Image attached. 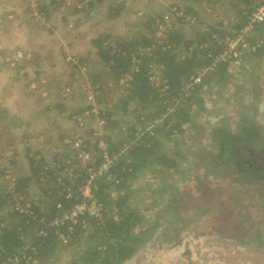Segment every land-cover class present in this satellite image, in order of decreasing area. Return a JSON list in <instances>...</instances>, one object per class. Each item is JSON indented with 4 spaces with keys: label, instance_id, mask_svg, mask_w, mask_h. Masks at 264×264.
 <instances>
[{
    "label": "rangeland",
    "instance_id": "374dc122",
    "mask_svg": "<svg viewBox=\"0 0 264 264\" xmlns=\"http://www.w3.org/2000/svg\"><path fill=\"white\" fill-rule=\"evenodd\" d=\"M215 1L57 0L51 4V0H0V168H6L0 174V198L7 196L16 177L31 173L29 149L39 151L52 166L63 161L69 166L68 173L71 171L64 176L73 177L74 181L82 174L80 166L84 165L76 156L78 148L74 141L88 146L92 153L90 162L99 166L105 159L101 160L104 153L97 145L98 137H127L122 124L136 120L139 111L114 115L121 121L117 124L99 115L101 110L107 116L115 109L130 78L126 75L118 79L113 75L97 45L103 37L106 48L112 47L111 53L123 47L120 43L137 41L133 54L152 56L154 47L162 42L160 38L169 35L174 22L178 21L177 25L188 36L195 35V28L207 30L205 24L230 30L246 1ZM45 3L51 4L49 14L43 10ZM178 6L195 8L203 26L179 22L174 11ZM149 22H153L152 27ZM261 24L259 30L248 29L245 37L264 33V22ZM145 36L152 37L151 43L143 40ZM235 45V41H230V48ZM237 47L245 62L231 64L232 77L226 84L214 80L199 84L201 88L195 90V81L189 80L182 94L170 101H186V97L193 95L189 112L195 126L189 128L185 124L186 131L177 134V139L184 141L179 169L149 168L132 181V202L143 215L142 225L136 231L144 229L147 239L124 264H264V186L237 181L226 170L216 176L193 156L194 151L215 145L211 131L222 119L236 130L246 114L261 126L264 135V49L254 57L251 47ZM38 63H44V74L35 76ZM150 64L152 81L165 95L167 79L162 67L154 56ZM38 78H49L53 89L46 93L49 83L30 91L33 83L36 88ZM136 103V99L131 101V109L140 105ZM47 104L52 107L45 109ZM92 106L98 111L87 117L79 114L82 108ZM172 107L152 123L173 113ZM152 110L147 107L143 112ZM76 114L83 117L81 122L73 118ZM201 126L204 128L199 130ZM165 142L169 150L175 143L170 139ZM46 184L41 186L32 180L28 187L29 197L37 202L43 200L44 206L49 202ZM15 199L16 196L9 198V204ZM165 209L176 214L166 216ZM90 210L96 209L90 206ZM167 226L177 230L181 226L178 235L167 230ZM60 237L63 244L70 242L68 235ZM82 253L80 246H65L46 261L35 259L27 264H70Z\"/></svg>",
    "mask_w": 264,
    "mask_h": 264
},
{
    "label": "trees",
    "instance_id": "16d2710c",
    "mask_svg": "<svg viewBox=\"0 0 264 264\" xmlns=\"http://www.w3.org/2000/svg\"><path fill=\"white\" fill-rule=\"evenodd\" d=\"M55 1L57 0H51L50 3ZM243 1H246V6L239 10V17L230 30L226 26L219 29L215 25L205 24L207 30L195 28V35L188 36L177 25V21L173 23L169 35L160 38L162 42L154 47L152 56L134 55L133 48L137 41L119 42L123 47L114 53H111L112 47L106 48L103 44L104 37L97 43L100 54L113 75L118 79L126 75L130 77L127 80L128 86H124V96L118 99L115 109L109 111L107 116L101 110L99 115L111 124H117L121 121L114 118V115L140 112L135 115L136 120L122 124V132H128L125 139L115 140L108 134L104 136L108 142L109 155H115V158L108 170L95 180L93 186L95 203L100 207L94 212L81 213L76 221L61 218L76 202L82 201L80 186L85 184L87 172L81 169L82 174L73 181V177L64 176L71 171L68 173L69 166L63 161L59 164L55 162L59 165L57 168L56 165H50L39 151L33 152L29 149L31 173L16 177L12 188L6 193L7 196L0 198V263L13 264L9 257L16 254L21 258L17 264L31 263L35 259L46 261L63 247L75 245L80 246L84 253L70 264H78L80 261L82 264H124L136 254L147 236L144 229L136 231L138 225H142L140 223L143 215L132 202L135 192L132 181L149 168L161 166L162 169H179L181 166L179 156L184 141L178 140L177 134L186 131L185 124L189 128L195 126V120L189 112L194 103L190 101L194 96L186 97V101H170L182 94L185 84L192 77H202L201 82H195V90H199L204 82L210 83L214 80L216 83L226 84L232 77V60L221 57L228 46L225 37L229 35L233 39L243 33L246 35L249 24L257 30L263 25L261 21H251V14L264 4V0ZM51 4L43 5V10L48 14ZM178 10L183 14H178L179 22L203 26L204 21L200 19L195 8L178 6ZM188 15L195 16L196 21L188 19ZM221 23L224 24L222 21ZM152 24L153 22L148 23L151 27ZM263 36L264 33L260 32L254 37ZM143 40L150 42L152 37L145 36ZM263 49L264 46L252 51L253 56L262 54ZM153 56L167 79L165 95H161L159 86L151 78L150 63ZM135 99L136 104L140 105L131 109V101ZM162 99H168L169 102H161ZM170 106H173V113L157 123H152L153 119L167 113ZM118 107L120 110H116ZM147 107L154 110L143 112ZM245 115L236 130L231 129L223 119L219 120L211 131L215 145L212 148H200L193 152V156L199 164L212 169L216 176L222 175L219 172L226 170L232 172L229 175L237 181L256 182L264 186V135L261 126ZM203 128L201 126L199 130ZM132 138V142H129ZM168 139L175 141L170 150L166 148L165 141ZM103 159L104 157L101 160ZM12 162L15 161L11 160ZM5 171L6 168L1 166L0 174ZM32 180L41 186L47 182L44 186L49 199L47 206L43 205V200L37 202L29 197L28 187ZM68 189L73 191L71 196H67ZM14 196L16 199L9 204V198ZM7 203L11 206L8 207ZM59 203L62 204L61 207L58 206ZM165 210L166 216L173 213V210ZM91 227L93 230L90 232ZM166 228L171 229V233L177 236L181 226H178V230L169 226ZM60 234L68 235L70 242L63 244Z\"/></svg>",
    "mask_w": 264,
    "mask_h": 264
},
{
    "label": "built area",
    "instance_id": "2783aa9c",
    "mask_svg": "<svg viewBox=\"0 0 264 264\" xmlns=\"http://www.w3.org/2000/svg\"><path fill=\"white\" fill-rule=\"evenodd\" d=\"M176 13L179 15H183L182 12H179L178 10H176ZM191 18V21L195 22L196 21V17H191L190 15H188V19ZM251 21H261L264 22V4L259 6L257 10H255L252 14H251ZM248 29H253L252 25H248L247 26V31ZM230 41H235V47L230 48ZM228 46L227 48H225V50L222 52L221 57L224 59H231L232 60V64L236 63L237 65H242L245 61L243 60L244 58L241 56V52L240 49L237 47V45H241L242 47H248L252 49V51H257L260 47L264 46V36L263 37H253L251 39H247L245 37V33L240 34L239 36L231 39L229 38V40H227ZM201 76H196V77H192L191 79L195 82H198L201 80ZM97 107L96 106H92L91 108H86L85 110H83L81 114L83 117H87L88 115H90L91 113H95L97 112ZM99 113V112H98ZM79 114H76L73 116V118L78 122L82 120V118L80 117ZM97 145L100 147V149L103 151L104 153V162L99 164V166H93V164L90 162V157L92 156L91 150H89L88 146H86L83 142H81L80 140H76L74 141V147L78 148V152H77V158H79V160L84 162V165H81V169L86 170L87 172V177L85 179V184L81 185L80 189H81V193L83 196L82 201L76 202L69 210H67L64 214V216L62 217L63 219L66 218H71L74 219V221L77 220V217L85 212V211H91L94 212L96 210L99 209V204H96V198H95V194L93 191V186L95 184V180L103 175L108 168L110 167L111 163L113 162L115 155L111 156L109 155L108 152V142L106 140V137L102 136V137H98L97 139ZM73 194V191L71 189H68L67 191V196H71ZM59 207L62 206L61 203L58 204ZM90 206H94L96 210H90ZM57 221V220H56ZM59 221V220H58ZM20 256L19 255H15L13 257H9V261L13 262V264H17L19 262ZM5 264V263H4Z\"/></svg>",
    "mask_w": 264,
    "mask_h": 264
},
{
    "label": "crops",
    "instance_id": "0c3cea01",
    "mask_svg": "<svg viewBox=\"0 0 264 264\" xmlns=\"http://www.w3.org/2000/svg\"><path fill=\"white\" fill-rule=\"evenodd\" d=\"M27 59H29V57H27ZM53 64H54V62H53V63H50V64H49V67L52 68ZM36 66H37V68H36L35 73H34L35 76H39V75L44 74V71H42V70H44V69H43V67L45 66L44 63H42V64H39V63H38ZM22 71H23V70H22ZM36 80H37V82H38L36 88H35V89L33 88V85H35V84L33 83V84H32V88H29L30 91H33V92L36 91V89L38 88V86H45V87H47V86L49 85V83H50V85L47 87L46 93L49 92V91H51V90L53 89V87H52V85H51V82H50L49 78H46V79H40V78H38V79H36ZM42 82H44L45 84H42ZM27 86H28V84H27ZM51 107H52V106H48V104L45 105V109H46V108H51Z\"/></svg>",
    "mask_w": 264,
    "mask_h": 264
}]
</instances>
